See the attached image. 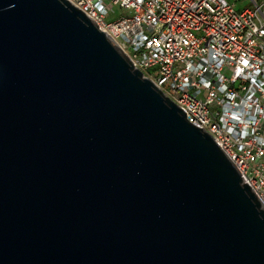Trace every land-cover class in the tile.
Masks as SVG:
<instances>
[{"label":"water","instance_id":"water-1","mask_svg":"<svg viewBox=\"0 0 264 264\" xmlns=\"http://www.w3.org/2000/svg\"><path fill=\"white\" fill-rule=\"evenodd\" d=\"M0 264H264L239 170L69 0H0Z\"/></svg>","mask_w":264,"mask_h":264},{"label":"built area","instance_id":"built-area-1","mask_svg":"<svg viewBox=\"0 0 264 264\" xmlns=\"http://www.w3.org/2000/svg\"><path fill=\"white\" fill-rule=\"evenodd\" d=\"M69 1L213 136L264 208V0Z\"/></svg>","mask_w":264,"mask_h":264},{"label":"rangeland","instance_id":"rangeland-1","mask_svg":"<svg viewBox=\"0 0 264 264\" xmlns=\"http://www.w3.org/2000/svg\"><path fill=\"white\" fill-rule=\"evenodd\" d=\"M108 1H109V0H108ZM115 9H116V12H117L118 14H120V13L122 12L120 6H118V5L115 6ZM115 18H116V17H114L113 19H115Z\"/></svg>","mask_w":264,"mask_h":264}]
</instances>
